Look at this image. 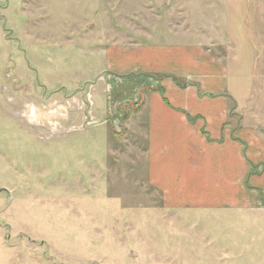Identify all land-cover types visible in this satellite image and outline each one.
Segmentation results:
<instances>
[{
  "label": "rangeland",
  "instance_id": "rangeland-1",
  "mask_svg": "<svg viewBox=\"0 0 264 264\" xmlns=\"http://www.w3.org/2000/svg\"><path fill=\"white\" fill-rule=\"evenodd\" d=\"M167 34L234 55L264 110V0H0V264H264V198L160 205L96 108L102 48Z\"/></svg>",
  "mask_w": 264,
  "mask_h": 264
},
{
  "label": "crops",
  "instance_id": "crops-1",
  "mask_svg": "<svg viewBox=\"0 0 264 264\" xmlns=\"http://www.w3.org/2000/svg\"><path fill=\"white\" fill-rule=\"evenodd\" d=\"M171 36L182 37L104 46L91 86L106 104L96 108L143 143L160 205L241 207V195L253 204L264 198V110L254 106V78L247 72L231 84L234 55L163 38Z\"/></svg>",
  "mask_w": 264,
  "mask_h": 264
}]
</instances>
